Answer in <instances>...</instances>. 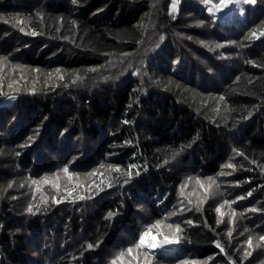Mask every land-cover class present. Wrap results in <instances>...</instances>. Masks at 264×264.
I'll list each match as a JSON object with an SVG mask.
<instances>
[{"label": "trees", "instance_id": "trees-1", "mask_svg": "<svg viewBox=\"0 0 264 264\" xmlns=\"http://www.w3.org/2000/svg\"><path fill=\"white\" fill-rule=\"evenodd\" d=\"M184 1L172 16L171 0H0V264H109L107 249L128 244L155 260L135 245L142 225L157 221L151 230L158 238L179 240V250L157 262L264 264V37L248 39L252 24L238 32L205 11L203 0ZM179 29L207 41L201 50L183 41L186 55L171 72L180 88L185 80L209 92L203 85L212 83L213 98L196 108L157 77V69L171 68L165 54ZM236 32L231 44L239 56L227 78L217 58L223 50L214 45ZM197 51L207 66L188 64ZM122 58L87 88L68 79L84 71L78 76L87 81L88 69ZM213 75L224 77L220 86ZM188 165L224 189L217 187L216 202L209 192L202 207L186 212L179 190L186 179L180 168ZM50 175H62L74 193L61 197L45 183ZM225 201L222 216L216 206ZM249 236L257 249L245 259Z\"/></svg>", "mask_w": 264, "mask_h": 264}, {"label": "rangeland", "instance_id": "rangeland-1", "mask_svg": "<svg viewBox=\"0 0 264 264\" xmlns=\"http://www.w3.org/2000/svg\"><path fill=\"white\" fill-rule=\"evenodd\" d=\"M153 4H158L160 3V0H152ZM213 2V1H212ZM172 3V0H171ZM171 3L169 4L168 7V12H170L172 16H178L179 15V6H181L182 3H185L184 0H179V3L177 5V9L175 12H173L170 8ZM215 3V2H213ZM264 5V0H257V2L255 4H237V5H232L230 6V10L227 13L226 16H221L219 12L213 14L210 13L208 11V8L210 7L209 4H206L203 1H201V5L204 7L205 11H207L209 14H212L216 19H222L225 20L224 22H228L232 25L238 26V32H240L243 29H239V26H245L248 24H252V31H256L258 32V30L261 28V24L264 23V21H262V14L261 12H259L258 8H259V4ZM188 5V3H186ZM185 6V5H184ZM156 7V5H155ZM183 7V6H182ZM184 8V7H183ZM241 9H243V11H241ZM263 13V12H262ZM190 14V12L188 13V15ZM195 15H193L192 17V21L196 20ZM153 15H150L148 17V19H146V22H149V27L152 26L151 21L153 20ZM262 21V22H261ZM198 24H201L203 27H205L204 23H200V21L198 22ZM150 30V28H149ZM181 30L179 33H176L175 35H172L171 37H169L170 41L173 42V44H171L173 46V49L166 55L165 54V61L166 63H169V66L171 65V68L169 70H167L169 72L170 75L166 76L168 72H165L164 70L157 69L158 78H161L162 80V84L164 83V86H166V88L169 91H172L175 95L179 96L180 99H182L184 102H187L188 104H190V106L192 107H198L200 105L199 101L201 100H207V101H211V99L213 98L214 94L212 93L213 87H212V83H205V85H203V87L209 88V92H203L201 90L195 89V88H190L188 87L186 84L187 82L185 80H182V85L181 88L179 87L178 84V80L174 79L171 77V72L172 70H174L177 66H179V64H177V60H178V56L180 54H184L186 55V50L184 48H182V42L184 41H188L190 39L193 40V45L195 46H200V48H198L199 50H201V39H203V43L207 42L206 39H204L201 34V38L199 36L197 37H192V35L189 33L187 34L186 31H182L183 29H179ZM150 34L151 32L149 31V33L147 34V38L149 36L150 39ZM241 34V33H240ZM238 33L236 32L235 36H233V38L230 40V43H226L225 49L223 47H221V49L223 51H220V53L218 54L217 58L220 60L221 66H223L224 69H228L226 75L224 77H229L231 75V71L234 70L236 67L234 66V64H236V60L237 57L239 56L238 53V49L236 50V52H234V46L231 43H235L238 39ZM187 38V39H186ZM234 40V41H233ZM186 41V42H187ZM168 42V41H167ZM223 43V42H221ZM216 45V44H215ZM214 45V47H215ZM222 45V44H221ZM146 47V44L144 45V48ZM143 48V49H144ZM226 50V51H225ZM193 55H195L196 57H192ZM164 56V55H163ZM174 57L171 61V58ZM188 57V64H194V62L197 65H204L207 66L206 64H200V60L203 59V55L201 54V51H197V52H193L192 54L187 55ZM222 57L225 59H222ZM198 58V59H197ZM125 59H113L110 63H107L106 66H104L102 69H97L95 72H91L90 76L87 77V81L84 80H80V82L82 83V87L87 88L88 85L90 84H95L97 83L100 78H98V74L102 73L106 74V70H110L113 69L115 67V65H117V62H119V64H122L124 62ZM210 66V65H209ZM105 70V71H104ZM205 70L208 72H210L208 69L205 68ZM56 73V70L52 71V75L54 76ZM84 71H73L72 73H70L69 78L68 79H72V78H76L79 74H83ZM211 74H213V72H210ZM65 76V74L63 75ZM84 76V75H83ZM82 76V77H83ZM222 75H213L212 76V80L215 82V84L217 83L218 86L221 85L222 81H220L222 78ZM224 77L222 80H224ZM84 79V77H83ZM186 83V84H185ZM185 84V86H184ZM85 85V86H84ZM180 88V89H179ZM190 91V95L188 96V92ZM183 94H186L183 95ZM189 167L186 168L184 166H182L180 168V173H183V178L186 177L183 185L181 186V189L179 190V192L181 193V195L183 196L182 199V204L180 206H183L182 210H185L186 212L188 211L189 208H191V205H195L194 210L198 209V206L201 205L204 202V200H207L211 197V194L209 196V192L216 194L213 199H215L214 202L217 201L219 195H217V187L219 188V185L221 187V189H224V187L222 186V184L216 183V181L214 183H212V181L209 180V178L211 177H200L201 179H199L198 175H196L195 173H192L191 171V165H188ZM176 168L178 169V166H176ZM227 171V169H226ZM206 180H208V184L206 183ZM47 181L48 184L53 187V189L55 190H60L61 193V197H69L70 195H72V193H74V190L70 187V186H64V181H63V176L62 175H50L47 176ZM209 184H211V188H209ZM70 187V188H69ZM202 188L205 189V194L202 195ZM220 189V188H219ZM220 189V190H221ZM78 189H76L77 191ZM87 191L88 193H92V188L88 185L87 186ZM69 195V196H68ZM230 195H228L226 197V199L229 200ZM187 200H190L189 202ZM220 207V212L222 214V216L226 213L225 207L226 204L224 202L219 203L216 206V209ZM222 216L219 218V221L222 219ZM176 227V226H175ZM235 227V226H234ZM233 227V228H234ZM144 229H148L149 230V226L147 224H143L139 234H138V239H137V243L139 241V236L142 232V230ZM176 231V229L174 230ZM150 234H157L156 232L148 231ZM148 233V235H150ZM174 233V232H173ZM157 236V235H156ZM233 236H236L235 234ZM158 237V236H157ZM251 237V236H249ZM249 237H247L244 240V245L247 243L248 244V239ZM168 239H171L169 237H165ZM165 238H162L160 240H165ZM173 239H177L176 236L173 237ZM167 245V246H166ZM129 246V247H126ZM126 246H122V247H116L114 250H110L107 249V251H109L108 254V261L109 264H111V262L115 259L116 260V264H174L173 262H157V259H160L162 257H164L165 255L172 253L173 251H178L179 247L176 244H165L164 247L158 249V250H151L149 248L143 247L141 248L143 251H145L148 255L152 256L153 258H155V260L147 257L144 253H141L139 251H137L136 249H133V245L132 244H128ZM132 248V252L131 254L128 253L127 249ZM98 249V247L96 248ZM95 249V250H96ZM254 249L256 248V244L253 241L252 238V247L250 248L248 245V249L244 250L243 256L245 258V252H251L252 255L254 256ZM99 250V249H98ZM100 252L102 256H105V252H103V247H100ZM98 253V254H100ZM121 253H123V255H120ZM251 255V256H252ZM263 260V259H261ZM251 264V263H250Z\"/></svg>", "mask_w": 264, "mask_h": 264}, {"label": "snow or ice", "instance_id": "snow-or-ice-1", "mask_svg": "<svg viewBox=\"0 0 264 264\" xmlns=\"http://www.w3.org/2000/svg\"><path fill=\"white\" fill-rule=\"evenodd\" d=\"M76 2H77V0H73V3H76ZM204 2H205L206 4H209V5H210V7L208 8V11H209L210 13L215 14V13H217V12H222V11H224L225 9L230 8V6H232V5H237V4H241V3H243V4H255V3L257 2V0H218L217 3H213L212 0H204ZM178 3H179V0H172V3H171L170 8H171V10H172L173 12L176 11ZM241 11H243V9H241ZM37 15H39V13H37ZM174 18H175V17H174ZM73 23H75V21H73ZM200 23H203V21H201ZM21 30H23V29H21ZM32 34H35V33H32ZM260 37H264V31H261V32L259 33V35H257V32H256V31H253V32L250 33V36L248 37V39H252V38L259 39ZM160 39L163 40L164 37H160ZM201 43H203V42H201ZM223 46H224V45H221V44H216V45H215L216 48H221V47H223ZM125 55H126V54H125ZM247 63H254V62H253V61H247ZM57 71H58V70H57ZM88 71H89V72H95L96 69H95V68H90V69H88ZM237 79H240V77H237ZM79 80H83V77L77 76V77L73 80V83H76V82L79 81ZM250 82H251V81H250ZM66 86H67V85H66ZM223 99H224V97L221 96V97H220V100H223ZM249 115H251V113H249ZM124 123H128V121H124ZM30 139H31V138H30ZM177 154H178V153H174L173 155H177ZM241 155H243V153H241ZM164 163H168V161L165 160ZM227 166H228V167H232V165H227ZM135 167H136L135 165H130V166H129V170H128V172H127V173H122V174H125V175L127 176V179H125V181H124L125 183H128V180L131 179V177H132L131 169H132V168H135ZM158 167H159V165H158ZM63 171H64L65 173H67V171H68L67 166H65V168L63 169ZM116 171H121V170H120V169H116ZM139 174H140L139 172H136V175H139ZM223 174H224V173H221V175H223ZM209 180L212 181V178H209ZM47 182H48V181L45 180V183H47ZM33 183L35 184V183H37V182H36V181H33ZM212 183H214V181H212ZM11 186H12V185L9 184V187H11ZM111 186H112L111 184L108 185V187H111ZM209 188H211V184H209ZM98 191H103V189H99ZM247 195H248V196H251V195H252V192H249ZM244 198H245V197H237L238 200H239V199H244ZM78 199H81V200H82V199H85V197H82V196H81V197H78ZM54 203L59 204V203H61V201H60V200H54ZM224 203H225V204H228L229 201H225ZM26 211L29 212V213H32V212H33L32 206L29 205V207L26 209ZM216 211H217V212H220V207H218V208L216 209ZM250 211H252V212H256V211H258V209H256V208H252V209H250ZM115 214H116V213H114V212H109V213L107 214V218H110V217H112V216L115 215ZM232 215L235 216V212H233ZM188 223L191 224L192 221H188ZM218 223H219V221H218ZM159 224H160V221H157V222H156V225L150 226L148 231H151V227L158 226ZM179 230H180L179 225H177V226H176V231L179 232ZM148 231L142 232V233L140 234V236H139V241H138V243L135 245L136 248L147 247V248H149V249H151V250H155V249H157V248H162V247H164L165 244H176V243H179V240H178V239H168V238H165V240H164L162 243H156V242H153V241L147 240V237H148ZM229 235H230V232H229ZM259 240H260V241H264V236H260V237H259ZM215 243H216V246H217L218 248H220V250L223 252L224 249H223V247L221 246V244L219 243V241H217V242H215ZM248 245H249L250 248L252 247V237H249V239H248ZM87 248L91 249V248H93V245H92V244H88V245H87ZM127 251H128L129 254H131V252H132V248L127 249ZM120 255H123V253H121ZM251 255H252L251 252H245V259H246L248 256H251ZM208 259L211 260L212 257H209ZM111 264H116V260L114 259V260L111 262ZM182 264H188V262L185 261V262H182ZM192 264H196V262H192ZM204 264H207V262H204Z\"/></svg>", "mask_w": 264, "mask_h": 264}, {"label": "bare ground", "instance_id": "bare-ground-1", "mask_svg": "<svg viewBox=\"0 0 264 264\" xmlns=\"http://www.w3.org/2000/svg\"><path fill=\"white\" fill-rule=\"evenodd\" d=\"M145 231H148V229H144V230H142V232H145ZM141 232V233H142ZM149 233V232H148ZM150 234V233H149ZM147 240H150V241H153V242H156V243H162L164 240H160V238H158L155 234H150V235H148V237H147ZM167 246V245H166ZM147 248V247H146ZM158 249H160V248H157V249H155V250H158Z\"/></svg>", "mask_w": 264, "mask_h": 264}, {"label": "water", "instance_id": "water-1", "mask_svg": "<svg viewBox=\"0 0 264 264\" xmlns=\"http://www.w3.org/2000/svg\"><path fill=\"white\" fill-rule=\"evenodd\" d=\"M229 10H230V8H228V9H225L224 11H222V12H219L220 13V15L221 16H226L227 15V13L229 12Z\"/></svg>", "mask_w": 264, "mask_h": 264}]
</instances>
